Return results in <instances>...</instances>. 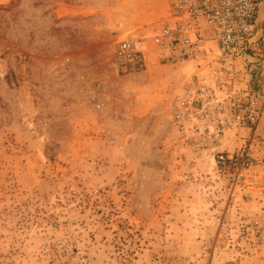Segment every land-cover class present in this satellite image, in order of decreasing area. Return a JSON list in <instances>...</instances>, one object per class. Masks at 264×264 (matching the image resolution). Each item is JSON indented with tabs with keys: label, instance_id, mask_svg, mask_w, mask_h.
I'll return each instance as SVG.
<instances>
[{
	"label": "rangeland",
	"instance_id": "obj_1",
	"mask_svg": "<svg viewBox=\"0 0 264 264\" xmlns=\"http://www.w3.org/2000/svg\"><path fill=\"white\" fill-rule=\"evenodd\" d=\"M152 1L0 0V264H264V219L242 210L247 172L215 158L250 137L233 150L231 129L195 153L191 125L173 123L187 88L238 95L251 72L209 43L179 63L191 82L164 89L178 62L155 39L170 1L144 22ZM126 39L133 64L118 56Z\"/></svg>",
	"mask_w": 264,
	"mask_h": 264
},
{
	"label": "built area",
	"instance_id": "obj_2",
	"mask_svg": "<svg viewBox=\"0 0 264 264\" xmlns=\"http://www.w3.org/2000/svg\"><path fill=\"white\" fill-rule=\"evenodd\" d=\"M169 1L168 18L155 39L160 53L178 63L195 62L212 43L228 70L234 62L245 64L255 84L254 89L238 95H218L200 85L187 88L184 95L174 98V125L183 132L187 123L191 125L195 153L216 149L231 129L255 132L264 118V0ZM118 56L133 64L140 52L133 40L126 39L118 46ZM250 144L244 142L235 155L216 152L217 165H232L234 177L241 180L250 167Z\"/></svg>",
	"mask_w": 264,
	"mask_h": 264
},
{
	"label": "crops",
	"instance_id": "obj_3",
	"mask_svg": "<svg viewBox=\"0 0 264 264\" xmlns=\"http://www.w3.org/2000/svg\"><path fill=\"white\" fill-rule=\"evenodd\" d=\"M163 2V0H153L152 3H149L148 5L149 7L151 6L152 9H150L149 12L143 10L140 13V18L146 22L150 20L151 13L158 15L156 12L158 9L157 7ZM67 13L73 15V9L71 12L67 10ZM143 27L144 26L141 28ZM145 30L146 29H144L143 32H145ZM140 33L142 32L140 31L139 34ZM173 67H176V69H173ZM167 69H169V79L163 78L162 82L160 83V85H163V87L166 86L164 89L175 84L177 85L176 88L180 90V85L181 87H186V85L191 82L190 79L192 78L191 75L193 73V67L191 65L186 64L182 67L179 63H172L171 60L170 66ZM233 131H235V134L237 133L233 141V150H236L241 146L244 141L242 139H249V137L252 135V141L250 142L251 144L249 150L251 151L252 157L257 161L256 164L251 166V168L246 173L247 178L245 179V187L247 188H243V193H241V195L243 194L242 196H245V199L243 197L241 198V203L244 205L242 210L248 213V215H252L256 219H264V120L260 122L256 131L253 133H251L250 129L246 128L235 129ZM226 137L227 141L232 142L230 140L231 137L229 138V135Z\"/></svg>",
	"mask_w": 264,
	"mask_h": 264
},
{
	"label": "water",
	"instance_id": "obj_4",
	"mask_svg": "<svg viewBox=\"0 0 264 264\" xmlns=\"http://www.w3.org/2000/svg\"><path fill=\"white\" fill-rule=\"evenodd\" d=\"M258 24H259V26H260V21H259V23H258Z\"/></svg>",
	"mask_w": 264,
	"mask_h": 264
}]
</instances>
